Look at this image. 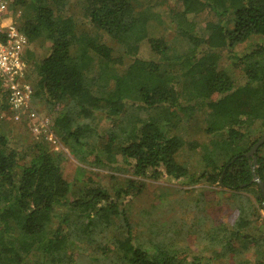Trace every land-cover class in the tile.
Here are the masks:
<instances>
[{"label": "trees", "instance_id": "16d2710c", "mask_svg": "<svg viewBox=\"0 0 264 264\" xmlns=\"http://www.w3.org/2000/svg\"><path fill=\"white\" fill-rule=\"evenodd\" d=\"M5 1L14 15L23 13L18 21L28 38L33 101L45 105L51 128L81 160L129 176L112 191L92 179L74 188L63 175L62 153L43 136L18 148L0 125V264H69L79 244L95 243L117 217L128 235L114 241L112 264H211L227 252L233 257L224 264H246L250 247L255 264H262V206L240 205L230 222L213 229L211 243L221 248L213 260L180 246L137 242L124 208L148 179L188 176L177 160L182 151L198 168L197 182L232 192L256 185L258 201H264L254 179L264 184L261 147L256 164L246 156L257 141H250V132L264 126V0H174L169 22L190 44L182 53L152 30V24H165L154 0ZM73 1L81 4L76 13L69 12ZM205 10L215 20L200 31L195 17ZM82 19L123 47L131 58L125 73L114 69L112 48L84 32ZM256 36L261 40L233 49ZM144 43L155 57L139 54ZM223 50L237 78L220 66ZM204 108L194 131L198 139L187 140L182 121ZM5 109L7 90L0 83V116ZM99 111L110 121L103 135L92 124Z\"/></svg>", "mask_w": 264, "mask_h": 264}, {"label": "rangeland", "instance_id": "374dc122", "mask_svg": "<svg viewBox=\"0 0 264 264\" xmlns=\"http://www.w3.org/2000/svg\"><path fill=\"white\" fill-rule=\"evenodd\" d=\"M154 2L157 3L154 9L162 15L165 24L164 26L152 24L154 26L152 30L157 35H164L173 52H186L190 47L189 42L177 33V30L168 19L169 6L174 4V0L164 3L162 0H154ZM135 4L136 8L144 6V4L139 2H135ZM79 5L81 4L73 1L69 12L76 13L78 11L76 8ZM177 9H182L181 2L177 4ZM21 13L17 14L19 19L23 16V13ZM82 20L85 23V20ZM210 20H215V16L208 10L201 12L195 17V22L200 31H204L203 28ZM82 25L81 28L84 32L89 33L90 36L112 48V55L116 59L112 62L114 69L119 74L125 73L131 63V58L125 54L123 47L109 38L105 32L96 30L86 23ZM256 40H261V38L256 36L252 41L239 44L233 49L242 51L247 45L256 42ZM44 50L45 48L41 52L37 51V54L39 52L42 55ZM139 54L144 58L155 57L146 43L142 44ZM219 64L221 68L228 70L234 78L238 77L239 72L234 69L232 59L227 50L222 51ZM97 66V62L92 65L93 69H96ZM32 75L31 79L33 80ZM32 103L40 115L37 120H29L23 114L24 116L18 121L16 119L17 114L9 107L2 111L0 125L8 134L11 144L18 148H25L33 145L39 137L43 136L45 144L52 151L62 153L63 175L72 183L74 188L83 187L90 179L104 185L110 191H112L113 187L123 184L125 177L129 176V173L112 171L106 167L97 166L78 158L73 153L72 147L65 144L60 135L51 128L45 105L38 102L37 99L33 101V98ZM205 112L204 108L202 112L194 113L188 122L182 121L184 136L187 140L198 137L195 136L194 131L201 124L200 121L205 118ZM92 124L99 134L103 135L110 121L104 117L102 111H99L97 114L95 113ZM263 134L264 126L257 129L253 128L249 134L250 141L258 140ZM209 140L210 138L199 139L200 143H207ZM259 152V155L264 156V144ZM34 153L35 151H30L28 154L31 156ZM187 153V151L178 152L177 160L188 167V176L179 179L166 176L159 179H148L146 188L141 194L131 199H126L125 203L127 206L124 209L127 210L126 215L133 227V235L136 236L137 242L144 243V245L149 247L161 244H166L173 248L180 246L186 249L191 256H205L213 260L221 251V248L211 243L210 234L213 229L221 223L230 222L234 217V209L236 207L250 205V207L258 208L262 206L263 200L262 202L258 201V187L256 185L242 191L232 192L217 183H208L204 180L197 182L198 168L195 167V162ZM26 160H29V158ZM260 210L263 211L261 208ZM260 210L258 209V211ZM120 221L122 220L117 217L113 223L104 227L102 234L98 232L95 243L79 244L73 257L74 260L69 264H112L111 260L115 256L114 247L112 246L114 241L128 235V230L125 227H117L122 225ZM102 226L99 225L97 230H103ZM250 249L251 247L247 248L244 254L247 257L246 264H252V259L255 257L252 255V251L249 252ZM262 253L263 250L261 251V257H263ZM232 257L233 254L227 252L223 257L220 256L219 259L213 260L211 264H224L232 260Z\"/></svg>", "mask_w": 264, "mask_h": 264}, {"label": "built area", "instance_id": "2783aa9c", "mask_svg": "<svg viewBox=\"0 0 264 264\" xmlns=\"http://www.w3.org/2000/svg\"><path fill=\"white\" fill-rule=\"evenodd\" d=\"M27 47L28 38L19 27L18 16L5 0H0V83L6 87L8 107L17 114L18 121L23 114L29 120L40 118L32 103L34 88L29 77L31 66L25 58Z\"/></svg>", "mask_w": 264, "mask_h": 264}, {"label": "water", "instance_id": "95a60500", "mask_svg": "<svg viewBox=\"0 0 264 264\" xmlns=\"http://www.w3.org/2000/svg\"><path fill=\"white\" fill-rule=\"evenodd\" d=\"M264 144V134L252 145V147L249 149V151L246 153V156H252L253 157V161L254 164H256L257 162V152L258 149L261 147V145ZM254 167H253V172H254ZM255 181L258 182V185L260 186L263 198H264V184L262 183V181L260 180V178H258L257 176L254 177ZM262 209L264 211V201L262 203Z\"/></svg>", "mask_w": 264, "mask_h": 264}, {"label": "crops", "instance_id": "0c3cea01", "mask_svg": "<svg viewBox=\"0 0 264 264\" xmlns=\"http://www.w3.org/2000/svg\"><path fill=\"white\" fill-rule=\"evenodd\" d=\"M260 213H261V215H262V217H261V219H262V221H264V214H263V211H261L260 210ZM252 252H253V249H252ZM252 255H253V253H252ZM255 258V257H254ZM252 259V264H255V259Z\"/></svg>", "mask_w": 264, "mask_h": 264}]
</instances>
